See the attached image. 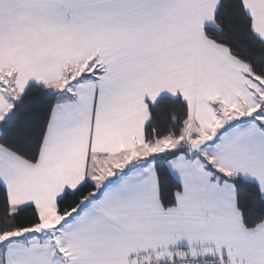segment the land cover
I'll return each instance as SVG.
<instances>
[{
  "label": "snow or ice",
  "instance_id": "obj_1",
  "mask_svg": "<svg viewBox=\"0 0 264 264\" xmlns=\"http://www.w3.org/2000/svg\"><path fill=\"white\" fill-rule=\"evenodd\" d=\"M0 264H264V0H0Z\"/></svg>",
  "mask_w": 264,
  "mask_h": 264
}]
</instances>
